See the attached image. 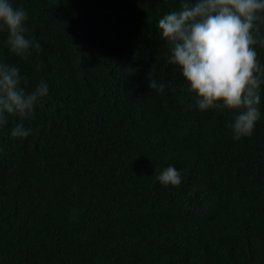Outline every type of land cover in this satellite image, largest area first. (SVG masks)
I'll list each match as a JSON object with an SVG mask.
<instances>
[{"label":"trees","instance_id":"obj_1","mask_svg":"<svg viewBox=\"0 0 264 264\" xmlns=\"http://www.w3.org/2000/svg\"><path fill=\"white\" fill-rule=\"evenodd\" d=\"M9 2L40 47L22 59L0 32V63L49 91L28 136L0 126V264H264V84L239 141L235 111L198 109L158 28L184 0Z\"/></svg>","mask_w":264,"mask_h":264},{"label":"clouds","instance_id":"obj_2","mask_svg":"<svg viewBox=\"0 0 264 264\" xmlns=\"http://www.w3.org/2000/svg\"><path fill=\"white\" fill-rule=\"evenodd\" d=\"M27 16L9 0H0V32L7 31L10 52L27 59L38 42L25 36ZM264 22V0H184L179 11L165 15L158 22L163 40L170 45L168 62L179 66L196 94L201 112L211 109L235 111L231 128L233 137L251 136L261 117L260 86L264 84V65L257 59L254 45L264 47L259 35ZM255 33V34H254ZM20 69L0 63V126L14 115L21 121L12 129L13 137H26L23 120L30 116L40 100L48 95L47 83L41 81L30 93L21 86ZM148 87L163 92L165 85L147 75ZM163 185L177 186L181 174L169 166L157 177Z\"/></svg>","mask_w":264,"mask_h":264}]
</instances>
